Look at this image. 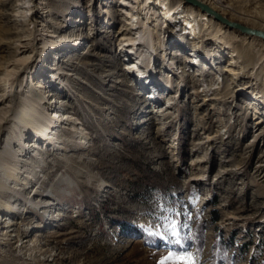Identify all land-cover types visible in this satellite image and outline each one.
Wrapping results in <instances>:
<instances>
[{
    "label": "rangeland",
    "instance_id": "obj_1",
    "mask_svg": "<svg viewBox=\"0 0 264 264\" xmlns=\"http://www.w3.org/2000/svg\"><path fill=\"white\" fill-rule=\"evenodd\" d=\"M22 2L10 0L7 11L15 13L20 8L26 15L29 12L20 7ZM114 2L94 0V8L82 20L84 23H73L74 26L70 25V29L60 34L79 38L80 50L61 51L56 59H53L55 51H46L43 55L31 52L34 57L29 71L38 63L46 65L47 70L60 63L57 67L70 73L68 77L62 75L65 80L60 86H66L67 90L60 88L58 96L65 101L70 98L67 109L73 113L77 109L82 111L86 118L82 120L85 126L80 124V127L86 130L87 139L84 142L75 139L76 148L69 144L59 154H45L39 163L30 158L32 166L24 167L36 175L37 187L43 182L46 187L54 184L62 173L72 177L70 184L60 185L61 203L49 209L52 211L45 213L41 209L43 196L31 199L33 193L16 192L13 183L7 182L16 193L9 192L7 187L0 191H6L4 200L14 204L16 210L22 207L19 203H23L21 199L13 201L18 197L28 200V205L37 206V211L24 215L22 224L13 232L16 235L13 239L0 229V264H160L170 252L190 253L195 264H264V177L258 175V169L264 174V166H260L264 164V156L261 157L264 137L253 141L255 118L261 116L264 109L248 108L252 104L248 96L251 90L244 101H237L241 108L236 107V100L232 101L234 86L231 81L224 82L225 76L220 71L223 61L231 54L225 52L222 59L218 58L217 55L222 54L221 43L217 46L211 42L206 46L213 52L210 64L200 61L193 67L195 49L200 45L189 43L192 36L184 38L189 41L184 46L176 45V39L169 41L162 36L158 42L161 52L165 51L163 48L168 50L164 60L170 65L175 63L174 69L180 75L177 72L171 83L168 81L164 70L169 69L156 48L155 68L160 70L156 77L169 85L170 94L179 101L169 113H157L156 110L169 108L165 98L148 104L144 82L122 71L120 48L111 45L110 38L103 33L101 21ZM45 3L46 0L36 1L40 12ZM225 3L235 9L233 13L243 12L257 21L256 13L264 12V0H225ZM18 13L20 16L16 18L27 21V16ZM9 17L15 22L10 14L6 19L0 15V62L13 59L5 42L31 38L37 20L48 26H57L62 21L58 14L42 16L40 13L35 22L9 28L6 25ZM177 28L187 34L189 24L180 23ZM96 34L102 39L99 46L93 45L92 36ZM89 49L90 55L81 60L74 63L65 60L67 54L83 55ZM177 53L184 59L176 60ZM100 54L104 56L99 57ZM88 63L94 65L90 67ZM186 72L194 77H181ZM195 74L204 75L195 79ZM102 75L105 79L97 81L100 86L90 81L93 76ZM80 80L96 92L91 95L89 89H81ZM243 81L254 80L248 76ZM73 86H80V91ZM74 91L78 93L75 98ZM53 92L57 94L58 90L54 88ZM210 97L215 98L208 101ZM159 127L164 130L159 132ZM7 129L6 126L0 133V153L10 158L4 143ZM16 149L9 152L15 153ZM200 158L208 162L196 165ZM203 175L205 180L197 178ZM48 216L52 217L50 221ZM200 226L201 247L197 241ZM25 233L28 236L24 245L32 247L30 250L21 249V245L15 243ZM36 240L38 245L34 249ZM220 242H224L225 253L217 248ZM166 264L186 262L172 260Z\"/></svg>",
    "mask_w": 264,
    "mask_h": 264
},
{
    "label": "bare ground",
    "instance_id": "obj_2",
    "mask_svg": "<svg viewBox=\"0 0 264 264\" xmlns=\"http://www.w3.org/2000/svg\"><path fill=\"white\" fill-rule=\"evenodd\" d=\"M9 1L0 0L1 18L6 19L9 14L15 17V22H12L13 18L10 17L9 20H6V25L9 28L23 26L29 21L35 22V17L40 16V13L42 16L58 14L62 17L61 23L57 26L44 25L37 20L31 38L22 39L23 41L12 39L8 42L10 44L5 42V46H8L13 53V59L0 62V73H2L0 76V133L7 126L4 143L9 154L7 155L11 156L5 158L0 153V191L7 187L9 192L29 190V194L33 193L31 199L36 195L43 196L45 200L41 209L43 208V212L48 213L52 211L49 209L60 205L62 194L60 185L63 182L70 184L69 179L72 177L69 174L62 173L54 184L46 187L43 182L39 186L41 189H39L36 175L32 171H26L24 167L27 165L32 166L33 162L30 163V158L35 163H39L43 161L45 154H59L69 144L76 148L78 141L74 142L75 139L84 142L86 138L84 132L86 130L84 131L80 124L84 125L82 120L86 117L81 113V110L77 109L73 113L69 108L67 109L70 106V98L65 101L58 96L61 89L67 90L66 86H60L65 80L62 75L68 77L70 73L60 70V67H57L60 63L48 67V70L46 65L38 63L37 67L35 65V68L29 71L34 57L31 52L43 55L46 51L49 53L55 51L56 54L53 59H56V55L61 51L67 52L70 50V52H74L80 50L82 42L79 38H66L60 34L74 26L73 23L82 24L85 16L93 10L94 0H85L83 3L76 0H46L47 3L41 8L43 12L38 10L40 6L36 4L37 0H22L23 4L20 7L28 9L27 12L29 13H26V15L24 10L20 11V8L15 9L17 11L15 13L8 12L6 7ZM180 8L184 10L181 12ZM234 10L225 3V0H115L101 22L104 28L103 33L110 38L109 43L120 48V56L123 59L122 71L131 77L140 78L144 82L143 89L148 94L146 98L149 101L148 104L157 103L163 98L167 101L166 104L169 108L156 110L157 113H169V109L176 106L179 101L178 97L170 94L171 88L169 85L162 83V79L159 80L156 77V73H160V70L155 68L156 56L158 55L156 48L163 60L167 58L166 53L168 52L165 48L163 49L166 52L164 51L163 54L161 52L158 42L162 40V36L169 41L176 39L175 44L183 46L189 42L184 38L192 36L189 43H194L195 46L200 45L195 49L196 56L191 62L193 67L198 66L200 61L210 64L213 61V52H210L206 46L211 42L217 44V46L221 43L219 47L222 54H218V58L222 59L225 52L231 54L226 62L223 61L224 64L220 71L225 76L224 82L229 83L231 81L234 86V92L231 95L233 97L232 101L236 100V107L241 108L240 103H237V101H244L246 93L248 94V91L251 90V95L248 96L252 104L248 108H255L256 111L261 109L262 111L264 109V83L260 82L264 80V12L256 11L257 16H259V21H257L256 18L252 19L243 12L233 13ZM18 12L22 13V17L27 16V21L16 18L20 16ZM220 14L229 20L224 19ZM71 15H74V19L69 17ZM182 17L184 20H182ZM180 23L182 26L183 24H189L187 34L178 30L177 27ZM10 24L12 25L10 26ZM50 27H53V29H50ZM55 33H58V35H55ZM92 38H94V46L101 45L100 34L93 35ZM108 48L110 50V46ZM90 52L89 49L83 55L67 54L65 60L74 63L76 60H81L90 55ZM98 56L103 57L104 55L100 54ZM175 58L179 61L184 59L179 53L175 54ZM197 58L199 59L195 61ZM38 61L41 62V59L39 58ZM174 64L170 65L168 61H165V65L169 70L168 72H166L167 70L164 71L167 73L165 75L170 83L173 76L178 72L177 69H174ZM87 65L91 67L94 63H88ZM169 71L171 74H169ZM28 73L31 74L28 76ZM46 74H48L49 82H47ZM199 75L197 74L195 79H198ZM26 76L27 81L25 82ZM105 76L109 75L105 74ZM182 76L194 77L188 72ZM248 76H251L254 81L244 82L243 80ZM103 79H105L104 75L102 77L93 76L90 81L98 87L100 86L98 82ZM39 80L41 81L39 82ZM83 84L81 80L78 82L80 86ZM83 86L80 88L89 89L90 91H87L91 95L96 92L95 88ZM26 87H29V89L25 90ZM79 87L75 88L80 91ZM54 88L58 90L57 94L53 92ZM76 92L74 98L78 96ZM158 94H160L159 100L157 98ZM214 98L210 97L207 100L210 101ZM80 114L83 116L82 119L79 117ZM255 124L253 135L256 138L253 141L264 137V128H262L264 125V112L263 114L261 112V116L255 118ZM162 129L164 130V128L159 127L158 131L161 132ZM15 147H17L16 152L10 153L9 151ZM263 156L264 153L261 157ZM206 161V159L200 158L196 165H204L203 163ZM37 166H40V164ZM260 166L263 167L264 164ZM258 171V175L262 174L260 178H263L262 169H258ZM26 172L27 174L24 175ZM197 178L202 181L205 180L204 175L203 178ZM7 182L14 184V191L11 186L8 187ZM6 194V191L0 192V229H3V233L8 236H13L11 237L13 239L16 237L13 232L22 224L24 215L30 211H37V206L28 205L30 203L28 200L18 197L13 201L21 199L23 203H19L22 207L16 210L14 204L4 200ZM48 219L50 221L52 217L48 216ZM27 236L28 233H25L15 241L17 245H21V249H32V247L24 245ZM20 241H22L21 244ZM37 241H34V249L37 248Z\"/></svg>",
    "mask_w": 264,
    "mask_h": 264
},
{
    "label": "snow or ice",
    "instance_id": "obj_3",
    "mask_svg": "<svg viewBox=\"0 0 264 264\" xmlns=\"http://www.w3.org/2000/svg\"><path fill=\"white\" fill-rule=\"evenodd\" d=\"M185 261L186 264H195V260L193 258L192 254H187V255H175L174 253H169L166 257H164L160 264H166L168 261Z\"/></svg>",
    "mask_w": 264,
    "mask_h": 264
},
{
    "label": "trees",
    "instance_id": "obj_4",
    "mask_svg": "<svg viewBox=\"0 0 264 264\" xmlns=\"http://www.w3.org/2000/svg\"><path fill=\"white\" fill-rule=\"evenodd\" d=\"M123 227H127L126 224H123ZM198 231V235H197V241H198V245L201 247L202 245V241H203V234H202V226L199 227ZM219 247V250L221 251V253H225L226 252V247L224 245V242H220V246H217V248ZM221 259L223 257H225L224 255H221Z\"/></svg>",
    "mask_w": 264,
    "mask_h": 264
},
{
    "label": "water",
    "instance_id": "obj_5",
    "mask_svg": "<svg viewBox=\"0 0 264 264\" xmlns=\"http://www.w3.org/2000/svg\"><path fill=\"white\" fill-rule=\"evenodd\" d=\"M261 34V33H260Z\"/></svg>",
    "mask_w": 264,
    "mask_h": 264
}]
</instances>
